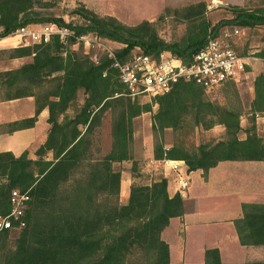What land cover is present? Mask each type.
Returning a JSON list of instances; mask_svg holds the SVG:
<instances>
[{"label": "trees", "instance_id": "obj_1", "mask_svg": "<svg viewBox=\"0 0 264 264\" xmlns=\"http://www.w3.org/2000/svg\"><path fill=\"white\" fill-rule=\"evenodd\" d=\"M259 1L253 8L230 4L232 15L213 24L204 17V0L188 3L179 10L180 17L187 20L185 32L176 40L164 41L151 20L125 24L112 15H98L79 4L73 12L82 21L71 22L60 16L42 15L37 10L41 0H0V37L26 23L54 21L71 30L66 37L69 43L87 32L122 43L114 49L119 58L138 46L154 57L166 50L188 61L208 35L221 26L231 24L246 30L264 25V0ZM63 45V40L52 35L46 42L5 51L7 56L31 55V61L0 71L3 95L30 94L36 103L32 116L7 123V130L32 125L43 106L48 110L49 126L45 139L33 150V157L26 150L18 155L0 151V213L9 209L10 189H28L30 195L23 214L25 224L0 232V244H3L8 233L16 231L13 246L3 251L0 247V261L2 264H170L168 246L160 231L170 217L182 214L180 194L168 195L166 177L158 174L147 183H131L126 201L118 203L119 171L111 167L113 161L132 159L131 119L151 106L149 102L140 103L119 93L121 83L105 54L94 64L86 55ZM233 47L242 53L237 43ZM258 55L264 56V51ZM46 83H50L48 88L44 87ZM252 83L248 127L240 125L238 111L208 101L205 90L191 81H177L168 91L154 95L153 132L165 127L179 128L184 116L191 115L193 125L209 128L220 124L223 136L190 149L178 140H173L166 149L160 141H154L153 157L182 159L186 170L199 168L203 177L220 160H264V121L262 134L257 133L254 121L256 111L264 118V70L254 76ZM78 89L85 96L68 115ZM106 108L111 112L110 147L100 157L93 158L89 156L88 135ZM238 131L244 136L239 137ZM47 151H51L50 156ZM82 165L87 171L83 176H74ZM67 183V188H63ZM240 207V216L233 219L239 243L264 244V203L242 202ZM201 264H264V261L223 263L217 248L209 247L204 249Z\"/></svg>", "mask_w": 264, "mask_h": 264}, {"label": "rangeland", "instance_id": "obj_2", "mask_svg": "<svg viewBox=\"0 0 264 264\" xmlns=\"http://www.w3.org/2000/svg\"><path fill=\"white\" fill-rule=\"evenodd\" d=\"M197 0H41L37 10L42 15L60 16L65 21L80 22L82 18L73 12V9L82 4L98 15H112L125 24H134L142 19L153 21L155 30L164 41H172L180 38L186 29L187 20L180 17V8L188 3ZM206 5L204 17L211 23L217 22L220 18L230 17L232 14L230 4L253 8L260 4L259 0H204ZM237 2V3H233ZM68 29V28H67ZM69 30V29H68ZM71 31V30H69ZM93 38L94 33L87 32L76 37L74 42L63 40V48L76 51L80 55H86L90 60L94 53L101 55L107 47L115 49L122 44L107 38L96 35V39L101 41L102 46H85L82 38ZM237 49L242 53H251L257 56L264 51V25H254L248 27L242 35L235 37ZM64 53V52H63ZM5 54V52H3ZM262 60H254V72L264 70V56H259ZM253 62V63H254ZM258 71V72H259ZM256 75V74H255ZM254 73H242L232 80L210 90L204 91L205 99L224 107L238 111L239 121L244 127L250 123V102L253 97ZM50 83L45 84L48 88ZM85 94L82 89L76 91L73 103L67 111L72 114L76 105L82 103ZM130 97V96H129ZM153 96L137 95L130 97L138 102H149L150 110L142 111L131 119V155L132 159L113 161L111 167L119 171L120 187L117 194V202L126 201L128 188L131 183H147L158 174H162L163 165L160 160L153 164L148 163V158L152 157L151 146L154 141L170 146L173 140L181 141L187 148H194L200 142H212L223 136V128L220 124H212L209 128H203L200 124L193 125L191 115L184 116L179 128L171 129L165 127L162 130L153 132L151 129V114L156 109ZM260 114V111L254 113ZM110 121L111 112L109 108L102 110L98 122L93 125L89 137V156L100 157L108 151L110 147ZM261 131V130H260ZM243 133L242 131H238ZM165 147V148H167ZM161 159L162 158H158ZM85 163V162H84ZM132 167V171H131ZM87 167L82 165L76 169L74 176H83ZM68 183H71L69 181ZM68 183L63 188H67ZM16 231L9 232L3 244H0L2 251L13 246ZM135 258V257H134ZM0 264L1 261H0Z\"/></svg>", "mask_w": 264, "mask_h": 264}, {"label": "crops", "instance_id": "obj_3", "mask_svg": "<svg viewBox=\"0 0 264 264\" xmlns=\"http://www.w3.org/2000/svg\"><path fill=\"white\" fill-rule=\"evenodd\" d=\"M16 46V35L0 37V71L15 69L31 61V55L3 54ZM253 62L243 74L258 73L259 70L254 72L256 63ZM35 105L33 95L8 97L0 89V151L18 155L26 150L33 157V150L43 142L49 126L46 121L47 107L39 109L30 126L8 131L7 123L32 116ZM254 121L257 133L262 134L263 116L256 114ZM238 136L243 137L244 133H239ZM167 146L162 145L163 148ZM50 154L51 151H47V155ZM163 159L177 161V169H171ZM163 159L152 156L148 158V163L160 160L166 164H162L166 191L168 195L178 192L182 205V214L170 217L160 231V237L168 246L169 263L201 264L204 249L209 247L217 248L219 259L223 263L264 261V244L239 243L233 225V219L241 214L242 202L264 203V160H220L209 167L203 177L199 168L186 170L182 159ZM178 178H186L187 184L181 187Z\"/></svg>", "mask_w": 264, "mask_h": 264}, {"label": "built area", "instance_id": "obj_4", "mask_svg": "<svg viewBox=\"0 0 264 264\" xmlns=\"http://www.w3.org/2000/svg\"><path fill=\"white\" fill-rule=\"evenodd\" d=\"M244 31V27L231 24L219 27L215 33L208 35L205 42L188 61H182L166 50L160 51L158 56L154 57L142 52L138 46H135L124 58H119L115 55L114 49L104 46L105 49L101 55L105 54L110 59L109 66L116 72L117 80L121 83L119 93L123 95L154 96L168 91L174 83L180 80L191 81L206 91L225 81L235 79L246 70L252 61L263 59L255 54L235 51L233 47L235 37L242 35ZM9 34L16 35L19 46L46 42L52 35H57L60 40H64L71 34V31L54 21H48L23 24ZM95 36L96 34L93 38L83 36L80 38L87 47L102 46L101 41ZM101 55L94 53L91 56L92 62L97 64ZM163 161L168 162L171 169H177V161L169 159H163ZM178 181L181 187L187 184L186 178H178ZM29 198L28 189H10L9 209L0 213V232L20 228L25 224L23 214Z\"/></svg>", "mask_w": 264, "mask_h": 264}]
</instances>
